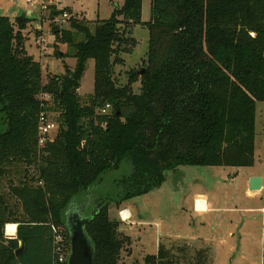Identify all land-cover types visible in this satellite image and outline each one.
Segmentation results:
<instances>
[{"label":"trees","instance_id":"obj_1","mask_svg":"<svg viewBox=\"0 0 264 264\" xmlns=\"http://www.w3.org/2000/svg\"><path fill=\"white\" fill-rule=\"evenodd\" d=\"M142 6L143 0H124L92 27L78 17L70 18L71 29L54 26L68 48L58 55L77 63L47 83L25 48L22 31L30 19L0 16V264H68L56 252L57 231L71 250L67 208L123 162L132 171L119 179L120 193L103 197L86 224L93 264H124L122 253L131 245L110 216L112 202L119 206L159 189L166 172L180 166L254 164L257 102L264 101V0H152L149 21L142 20ZM136 24L149 30L147 63L119 85L114 65L136 45ZM90 59L95 86L83 100L79 89ZM42 111L57 115L58 130L39 148ZM8 223L18 224L8 227L11 235L17 228L14 238L5 237ZM211 261L209 248L173 243L161 244L143 264Z\"/></svg>","mask_w":264,"mask_h":264},{"label":"rangeland","instance_id":"obj_2","mask_svg":"<svg viewBox=\"0 0 264 264\" xmlns=\"http://www.w3.org/2000/svg\"><path fill=\"white\" fill-rule=\"evenodd\" d=\"M44 1L47 7L42 10V0H33L32 5L28 0H0V16L14 22L23 16L30 19L22 31L25 48L41 63L42 80L47 83L52 75L64 74L65 65L74 68L77 63L74 57L58 55V51L63 55L68 48L57 40L54 26L71 29L70 18L78 17L90 20L92 27L99 19H109L124 0ZM151 3L152 0H143V21L151 19ZM131 36L136 39L132 52L123 53L124 62L114 65V78L119 85H127L130 72L147 63L148 28L136 24ZM94 86L95 61L90 59L79 89L83 100L93 93ZM140 86V81L133 83L134 92H139ZM48 115L56 122L55 113L48 111ZM4 130L0 112V132ZM256 132L252 166H180L166 172V180L159 189L125 200L123 206L130 208L132 217L119 224L120 230L131 238V245L122 253L124 264H143L146 256L158 254L161 244L173 243L209 248L211 264H264V187L250 189L253 176L264 178V101L257 102ZM131 171V164L123 162L119 169L106 173L87 196L82 193L76 199L82 204L85 197L89 202L100 196L114 198L121 191L119 179ZM200 199L206 201L207 211L196 209L195 201ZM91 208L88 204L87 213ZM117 208L114 202L110 204V216L119 221ZM5 237L8 238L6 234Z\"/></svg>","mask_w":264,"mask_h":264},{"label":"water","instance_id":"obj_3","mask_svg":"<svg viewBox=\"0 0 264 264\" xmlns=\"http://www.w3.org/2000/svg\"><path fill=\"white\" fill-rule=\"evenodd\" d=\"M143 72L144 69L141 70V73ZM263 187V176H253L251 178V190H262ZM103 197L107 198L108 196H100L95 200L93 198L91 202L88 199L82 204H80L79 200L75 199L67 208L65 221L71 236V252L68 258V264H93L95 248L86 231V224L93 219L99 207L104 203L105 200H102ZM88 203L92 207L90 213L86 211ZM20 244L22 247L18 249L17 254L24 248V244L22 242Z\"/></svg>","mask_w":264,"mask_h":264},{"label":"built area","instance_id":"obj_4","mask_svg":"<svg viewBox=\"0 0 264 264\" xmlns=\"http://www.w3.org/2000/svg\"><path fill=\"white\" fill-rule=\"evenodd\" d=\"M28 1L31 5L33 4V0H28ZM41 4H42V10L47 7L44 0H42ZM63 16L67 17L68 14L64 13ZM250 35L252 37H255L256 33L250 32ZM39 98L41 100H50L51 96L49 94L41 93V94H39ZM108 108H110V105H107L103 109V112H106ZM38 122H39L38 123V146H39V148H43L47 145L48 142H51L54 139L55 134L58 130V124L50 118V116L48 115V112H46V111H42L39 114ZM195 207L198 211H207L208 210L207 203L203 199L196 200L195 201ZM119 214H120L121 219L124 222H128L129 220H131L132 216H131L129 209H122L119 212ZM10 224H14V223L6 224L5 234L8 238H14V237H16L17 228L15 230L14 235L9 234L8 227ZM14 225H16L18 227V224H14ZM56 233H57L56 234V245H57L56 252L58 255V259L60 262L68 261L71 250H69L64 245V238L65 237H64L63 233L60 231L59 232L57 231Z\"/></svg>","mask_w":264,"mask_h":264},{"label":"crops","instance_id":"obj_5","mask_svg":"<svg viewBox=\"0 0 264 264\" xmlns=\"http://www.w3.org/2000/svg\"><path fill=\"white\" fill-rule=\"evenodd\" d=\"M89 204V203H88ZM87 204V205H88ZM124 205V203L122 202L119 206H117L118 208L116 209L117 210V212H118V218H119V221L121 222V223H126V222H124L122 219H121V217H120V214H119V212L122 210V209H129V211H130V213H131V216H132V212H131V210H130V208L128 207V206H123ZM208 206H209V203H208ZM86 208V207H85Z\"/></svg>","mask_w":264,"mask_h":264}]
</instances>
